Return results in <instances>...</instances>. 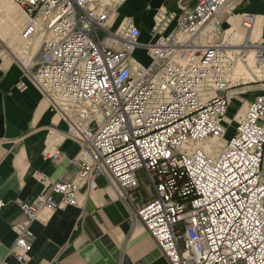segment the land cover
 <instances>
[{
  "label": "built area",
  "instance_id": "obj_1",
  "mask_svg": "<svg viewBox=\"0 0 264 264\" xmlns=\"http://www.w3.org/2000/svg\"><path fill=\"white\" fill-rule=\"evenodd\" d=\"M121 1L14 0L31 21L25 38L43 23L36 68L23 66L27 80L68 123L81 150L73 182L50 184L20 203L26 220L16 226L9 256L25 264L31 224L78 206L81 188L106 177L168 264H264V84L226 139L237 64L251 49L264 59V46L250 38L256 16H241L247 35L233 47L219 18L234 0H197L169 34L140 46L138 29L124 38L109 30ZM138 47L148 51L147 65L132 58ZM139 172L156 194L140 209L127 196L139 186Z\"/></svg>",
  "mask_w": 264,
  "mask_h": 264
},
{
  "label": "crops",
  "instance_id": "obj_2",
  "mask_svg": "<svg viewBox=\"0 0 264 264\" xmlns=\"http://www.w3.org/2000/svg\"><path fill=\"white\" fill-rule=\"evenodd\" d=\"M196 3L122 0L112 14L109 30L124 38L131 29H138L140 46H149L169 34L177 16ZM243 14L256 16L255 28L262 35L255 42L264 46V0H234L233 10L219 18L222 31L241 26ZM112 47L120 50L121 44ZM132 58L141 65L150 61L143 47H138ZM19 82H26L28 88L18 89ZM262 86L237 90L242 91L238 93L242 97L231 103L229 122L233 121L229 117H235L231 108L250 105L261 94ZM229 122L232 133L227 130V140L234 136L236 126ZM68 130V123L52 109L49 99L29 83L21 62L11 56L5 58L0 51V263L7 260L17 264L9 250L18 238L16 226L26 220L20 203L30 202L50 184L73 182L78 175L79 167L73 161L81 146ZM56 153L61 155L59 160L52 158ZM262 168L264 176V158ZM138 178L139 186L129 190L127 196L140 209L152 203L156 194L144 172H139ZM30 229L34 239L25 264H168L155 240L141 222L133 219L128 204L106 177L81 188L78 206L48 214L45 221L33 222Z\"/></svg>",
  "mask_w": 264,
  "mask_h": 264
},
{
  "label": "rangeland",
  "instance_id": "obj_3",
  "mask_svg": "<svg viewBox=\"0 0 264 264\" xmlns=\"http://www.w3.org/2000/svg\"><path fill=\"white\" fill-rule=\"evenodd\" d=\"M11 6L13 7V11L14 14L16 13V15L18 16V18L21 20V26L17 29H10V30H6L4 31V33H1V31L3 32V30L1 29L0 31V39H4L3 41L0 40V51L1 54L9 59L10 56L14 59H16L17 61H20L21 64L23 66H33V69L36 68L35 65L39 59V51L37 52H31L29 50L30 45L33 43L32 41H35L37 39V37H39L40 35V40L38 41V49L41 47L45 37H44V30L42 27L43 31H40V28L37 27L39 26L38 22L36 24L37 30H39V32L37 31V33L32 36L31 38H23V32L25 30V28L28 26V24H31V21L29 20V18L25 15L24 11L15 4L14 0L11 1ZM13 13V12H11ZM8 21V19H6V15L5 13L2 12V10H0V24L4 23ZM235 29L237 36L235 38H233L232 40L229 39V35L231 34V30ZM212 28H208L204 34H208L209 32H211ZM224 35L225 36V41H232L231 43L233 44H242L244 41V38H246V32L241 28L240 25H236V27L234 28H228L224 31ZM223 37V35H222ZM222 37L219 36V38L222 40ZM228 38V40H227ZM252 41H258L259 37L257 36H253V34L250 36ZM216 39V38H215ZM259 61V59H257ZM258 61H256V64L259 63ZM258 65V64H257ZM255 67V66H254ZM253 73L249 72L248 74H246V76L244 77V79H239L238 80V85H236L233 89H231V99H230V105L231 103H235L238 100V97H242L239 96L238 93L242 92V91H237L240 88H246L243 91L246 90H254L257 89L260 85L264 84V69L263 70H256V68H254V70L252 69ZM236 80V79H235ZM249 93H247L246 95H248ZM249 105L246 104L244 107L240 108V106H235L234 108H231V112L235 113L234 111H237L235 113V117L234 118H230L231 120H233L232 122H229V120L227 119V121L229 123H231V125H235L238 121H239V117L243 116L245 114V112L247 111ZM228 133H232V129L228 130ZM222 144H225V142ZM222 147V146H221Z\"/></svg>",
  "mask_w": 264,
  "mask_h": 264
},
{
  "label": "bare ground",
  "instance_id": "obj_4",
  "mask_svg": "<svg viewBox=\"0 0 264 264\" xmlns=\"http://www.w3.org/2000/svg\"><path fill=\"white\" fill-rule=\"evenodd\" d=\"M11 1L12 0H0V10H2L3 13H5L6 19H8V21L0 24V31H1V29L3 30V32L1 31V33H4V31H6V30L17 29L22 24L21 20L18 18L16 13L14 14L13 7L10 4ZM11 12H13V13H11ZM38 24H39V26H37V27H39L40 31H42L43 23L41 21H39ZM255 29L253 31V36L254 35L256 37L260 36V34H261L260 29L259 30H257V28H255ZM38 32H39V30H38ZM236 36H237V33H236L235 29H232L231 30V34L229 35V39L232 40ZM23 38H25V36H23ZM40 38L41 37L39 35V37H37V39L35 41H32L33 43L30 45V48H29V50L31 52L34 53V52L39 51V49H38V41H41ZM0 40L3 41L4 39H0ZM227 40H228V38H227ZM231 44H232L233 47H237L238 46V44H233V43H231ZM256 61H258L257 60V56H256V51H255V49H251L248 52V58L246 59V61H242L241 60V61L238 62L237 69L232 75L234 77V79H236L237 81L239 79H244L246 74H248L249 72L253 73L252 69L254 70V68H256V70H258V71L263 70L264 69V59L262 61L259 60L258 61L259 63H257L258 65L256 64ZM234 112L236 113L237 111H234ZM219 148H220V146H219Z\"/></svg>",
  "mask_w": 264,
  "mask_h": 264
}]
</instances>
